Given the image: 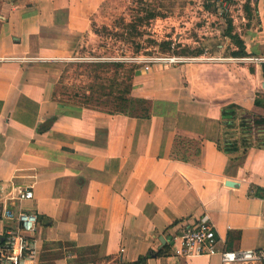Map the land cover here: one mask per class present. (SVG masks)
I'll return each mask as SVG.
<instances>
[{"label":"crops","instance_id":"crops-1","mask_svg":"<svg viewBox=\"0 0 264 264\" xmlns=\"http://www.w3.org/2000/svg\"><path fill=\"white\" fill-rule=\"evenodd\" d=\"M108 1L0 0V245L17 227L3 217L11 211L37 217L30 239L38 264L147 256L143 264H222L219 255L175 253L174 239L199 222L213 226L218 252L264 250V63L242 60L264 59V0L237 3L238 17L207 42L212 54L133 69L130 97L150 103L148 119L55 97L60 64ZM235 3H197L196 20L232 13ZM228 22L245 58L233 56ZM228 105L252 118L250 148L240 150L239 131L231 138L237 156L217 148ZM25 191L33 198L22 199ZM106 258L113 261H99Z\"/></svg>","mask_w":264,"mask_h":264},{"label":"rangeland","instance_id":"rangeland-1","mask_svg":"<svg viewBox=\"0 0 264 264\" xmlns=\"http://www.w3.org/2000/svg\"><path fill=\"white\" fill-rule=\"evenodd\" d=\"M206 2L109 0L92 19L91 35L83 41L76 55L60 64L56 99L72 104L84 101L86 94L94 110L111 111L104 106L111 101L107 95L123 91L130 84V70L142 67L127 62L128 59L167 55L187 59L200 50L212 54L207 42L214 37L212 35L223 33L226 21L232 16L233 19L238 17L239 6L235 3L232 13L215 17L201 12L196 20L195 5ZM207 10L214 14L211 9ZM235 25L236 28L239 25L237 20ZM110 63L122 64V68L115 69Z\"/></svg>","mask_w":264,"mask_h":264},{"label":"built area","instance_id":"built-area-1","mask_svg":"<svg viewBox=\"0 0 264 264\" xmlns=\"http://www.w3.org/2000/svg\"><path fill=\"white\" fill-rule=\"evenodd\" d=\"M211 1L223 4L226 2L239 3L240 0ZM197 60L199 58L186 59L185 57L167 55L145 59L136 57L128 59L127 62L141 64L144 72H150L153 66H160L165 69ZM242 60L250 64L264 63V59L259 58ZM21 198L25 200L32 199V191H25ZM3 217L8 221H15L17 227L13 230H8L3 237L0 245V264H38L37 253L30 239L37 225H39L37 217L32 213H13L11 211H5ZM173 243L175 245V253L181 257L219 255L222 264H264V250L218 252L216 250V233L213 226L208 222H199L193 227L183 230L174 239Z\"/></svg>","mask_w":264,"mask_h":264},{"label":"trees","instance_id":"trees-1","mask_svg":"<svg viewBox=\"0 0 264 264\" xmlns=\"http://www.w3.org/2000/svg\"><path fill=\"white\" fill-rule=\"evenodd\" d=\"M245 10L247 11V6L244 7ZM228 35L231 39L234 45L237 46L238 52L233 53V56L236 58H245L247 55L245 53V48L243 43L239 42L238 38L236 36L230 35L232 32V28L230 27V23L228 22ZM194 55V54H193ZM192 55V56H193ZM198 55V54H197ZM195 57V56H194ZM111 67H114L115 69L122 68V64H117V63H110L109 64ZM134 74V70H130V84L128 86H125L123 91H118L114 94L113 92H110L109 95H107L108 98H110L111 101H108L107 103H104V106L107 108H111V111H106L108 114H120V115H125L128 117L136 118V119H148L150 117V103L144 100H136L132 99L130 97V91L132 89V84L131 80ZM89 90L87 91V94H89ZM84 94L83 95V100L82 102L75 103L73 101V105L76 107H83V108H89V109H94L91 107V99L90 97ZM259 104V103H258ZM257 105V102H256ZM221 110V121L220 125L222 128V139H220L217 143V148L224 154L226 155H236V153L240 150H243L244 152L252 146V139L250 136L251 133V116L248 114H244L242 110L235 106V105H228L225 108H222ZM243 113V114H242ZM51 125L49 123L44 124L42 127L39 128V132H44L49 129ZM229 131L233 133H229ZM236 131H239L242 133L244 136L242 141H241V148L239 150L238 143L236 141H232L231 138L234 136ZM182 143L183 141L176 140V143ZM177 146V145H176ZM174 146L176 149L177 147ZM188 147H191L189 145ZM199 154V149L196 152V155ZM238 155V154H237ZM236 155V156H237ZM179 158L178 156H176ZM183 162H185L182 159ZM165 253L160 252L158 255L163 256ZM147 257H141L136 262L130 263V264H143ZM105 263L113 261L111 258H106L103 260ZM113 264H121L119 261L115 260L113 261Z\"/></svg>","mask_w":264,"mask_h":264},{"label":"water","instance_id":"water-1","mask_svg":"<svg viewBox=\"0 0 264 264\" xmlns=\"http://www.w3.org/2000/svg\"><path fill=\"white\" fill-rule=\"evenodd\" d=\"M160 242L164 244V241L163 240H160Z\"/></svg>","mask_w":264,"mask_h":264}]
</instances>
